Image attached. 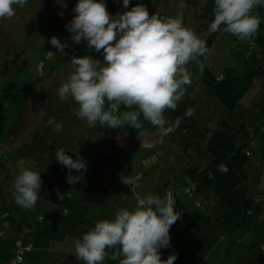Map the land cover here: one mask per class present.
<instances>
[{
	"label": "rangeland",
	"instance_id": "obj_1",
	"mask_svg": "<svg viewBox=\"0 0 264 264\" xmlns=\"http://www.w3.org/2000/svg\"><path fill=\"white\" fill-rule=\"evenodd\" d=\"M77 3L78 0L53 1L50 3L27 0L23 7L13 5L15 15L12 18L0 20V61L15 57L18 64L25 67L31 74L43 76L45 79L32 92L27 105L20 110L19 125L14 138L10 137L0 142V177L3 180L0 187L7 188L9 191V193H2L0 201L3 199L6 203L5 198H13L11 188L14 178L19 174L21 167L31 166L33 161L35 165L32 166V170L40 173L42 181L37 202L46 205L53 198L61 197L63 194L66 196L67 193H63L64 171L70 178V169L56 160L58 149H64L66 154L71 156L73 160L79 157L86 163V170L77 171L72 169V171L75 170L77 175L81 173L86 179L90 178V174L95 177L91 171H86L91 168V165L97 166L101 163V158L96 152H102L105 147L108 148L109 153L113 150L112 146L124 151L147 149V167H143L140 172V168L136 170V165H132L131 161L127 164L128 168L125 171L138 173L140 188L137 191L145 196L146 193L141 189L142 185L147 184V195H158L160 197L163 195L158 186L161 180L169 179L171 185L174 186V207L177 213L180 214V219L169 230V247L159 249L161 259H167L169 255L175 254L177 259L174 264H182L186 261L194 263L199 256L198 252L193 255L194 250L199 248L204 250L206 247L202 244L200 247L193 246V244L198 245L199 243L200 236L198 233H202L201 235L205 238L215 234L216 229L218 231L219 227L216 223L217 216L224 207L223 204L218 202L215 195L209 198L198 194H195L194 197L186 195L183 191L186 183L178 180L177 174L185 164L187 166L189 163L197 161V159L203 166L205 165L206 160L202 159L201 152L204 131L206 128L212 127L214 122L221 118L220 114L223 115L224 113L226 115L227 112L222 106L218 108V104L212 99L205 98L206 93L203 87L191 73L189 67L186 66L190 73L191 84L185 86V95L177 103L176 109L174 111L169 109L164 113L166 119H172L176 116L180 118L179 126H187L182 132L180 130L183 128L178 126L173 132L163 135L141 116L140 120L143 126L135 139L130 142L128 132L132 128L128 125H124L122 128L109 129L101 127L99 124L91 127L81 119L73 123L68 119H65V122L58 121L60 119L55 118V112L73 116L74 111L78 110V108L72 109V106L69 105L72 101L71 98L68 100L60 99L58 88L73 70L72 59L86 55L85 53L71 51L69 45L63 53H60L51 45L50 39L55 36L62 43L65 42L61 40L62 38L50 27L47 21L50 19L49 15L55 12L58 15V24L66 27L76 15L74 7ZM104 3L113 17L118 13L130 10L131 7L137 4H142L148 9L150 15L155 14L160 18L182 16L184 26L195 33L197 32L196 35L204 33L208 28L207 23L197 17V11L187 6L182 0H130L128 9L123 7V0H104ZM253 12L259 17L261 21L259 30L264 34V6L255 8ZM202 35L204 37V34ZM199 38L202 39V36L199 35ZM247 45V40L236 39L221 30L218 32V38L214 45L206 53L205 62L214 74H218L223 67L235 66L238 63L252 66L254 57L252 55L246 56L248 52ZM47 52L53 54L46 56ZM201 98L205 99L201 102L204 104L203 109H201L204 116L198 111V105L193 102L194 100H201ZM188 109H192L194 113L190 117L185 115ZM120 110L127 109L121 106ZM229 117L232 122H239L243 129L253 126L252 128H254L257 135L260 134L257 141H254L250 151L254 160L252 162L253 171L260 170L264 162V78L254 81L252 88L240 100L238 106L230 112ZM52 118L57 123L63 124L61 131H55L54 126L48 123ZM171 122L174 121L171 120ZM111 139L112 146L109 144ZM188 144L190 146L185 147ZM185 150L187 151L185 152ZM121 155H124V153H121ZM256 161H259V163L257 164ZM139 174L143 175L141 179ZM5 183L7 186H4ZM123 187L121 196L127 201L128 208L132 210L136 205L135 198L132 194L127 193L128 190H131L129 186L127 188L126 186ZM66 192H69L68 195L73 198V189ZM209 194L212 193L209 192ZM254 195L257 204L262 207L259 219L264 220V195L258 191H254ZM195 201L202 206L196 207ZM11 214H8L9 216L3 220L7 223V227L0 236V264L9 263L13 255V242L17 238L13 230L15 220ZM22 222L26 223L25 221ZM21 231L27 234L24 238L31 242L34 237H38L31 234L28 226L21 228ZM258 231L261 235L264 234V228ZM46 233H41V236ZM56 238L59 237L56 235L54 241L39 239L41 241L38 242V240L36 246L42 251L44 249L63 248L65 246L63 239L58 241ZM189 240L193 241L187 243ZM225 246L226 244H223L217 248L224 249ZM112 251L114 250H109V257ZM42 260V253L34 250L24 255L22 264H41ZM112 264H118V260H112Z\"/></svg>",
	"mask_w": 264,
	"mask_h": 264
},
{
	"label": "trees",
	"instance_id": "obj_2",
	"mask_svg": "<svg viewBox=\"0 0 264 264\" xmlns=\"http://www.w3.org/2000/svg\"><path fill=\"white\" fill-rule=\"evenodd\" d=\"M39 1L50 3L68 0ZM182 2L194 8L197 11V17L207 23L208 28L204 33H198L197 36H202L208 52L218 38V32L209 31V26L214 20V0H182ZM49 16L50 19L47 23L62 38L63 42L68 43L71 51L85 53L86 56L103 61L102 52L88 49L84 41L79 44L71 41L72 34L66 27L58 24V15L55 12ZM221 27L223 28V26ZM234 38L239 39L237 36ZM247 41L246 56L254 57L252 66L238 63L235 66L223 67L218 74H214L205 62L207 52L198 57L203 65L202 71L198 68L196 61L187 65L203 87L206 93L205 98L212 99L218 104V108L222 106L227 114H220L221 118L204 131L201 152L202 159L206 160L205 165L203 166L197 159L187 166L185 164L177 174L178 180L186 183L183 188L186 195L194 197L195 194H198L204 195L205 198L215 195L218 202L224 207L217 216L218 231L216 229L215 234L210 235L209 238L198 233L199 243L198 245L193 244V246L200 247L202 244L206 247L204 250L201 248L194 250L193 255L196 252L199 254L196 258L197 261L194 263L186 261L182 264H263L264 262V234L261 235L258 231L264 228V220L259 219L262 207L257 204L254 195V191L264 195L261 188L264 180V162L260 170L253 171L252 162L254 160L250 152L254 141H257L260 134L257 135L253 126L243 129L239 122H232L229 117L230 112L238 106L240 100L252 88L254 81L264 78V34L258 30L255 36ZM50 55L52 54L46 53V56ZM44 80L43 76H34L25 67L19 65L15 57L0 61V142L10 137L14 138L19 125L20 110L27 105L32 92ZM202 101L205 99L193 101L195 105H198L200 112L204 107ZM69 105L72 106V109L78 108L73 100ZM65 115L66 113L55 112V118H59L60 122H65V119L71 123L79 120L75 115ZM174 118L168 120L175 123L176 119ZM198 118L200 119V116ZM178 119L180 121V118ZM179 127L183 128L180 130L182 132L187 126ZM139 131L140 128H132L128 132L130 142L135 139ZM109 144L112 146V139ZM189 146L190 144L185 147ZM112 147L113 150L112 152L109 150L110 153L107 147L102 152H96L101 158V163L97 166L91 165V168L86 171H91L97 178L90 174V178L86 179L81 173L77 175L72 169L69 171L70 178H68L69 175L64 171L63 193H67L66 196L63 194L61 197L53 198L46 205L36 202L35 207L30 210H25L17 205L14 198H5L6 203L3 199L0 201V236L7 227V223L3 220L9 216L8 214L12 213L15 220L13 230L17 238L13 242V255L8 264H22L24 255L34 250L42 253L41 264H84V261L77 259L74 255V241L81 239L83 234L92 229L96 222L114 219L117 209H129L127 201L121 196L123 186H125L121 182V177H138V173L134 171H125L128 168L127 164L131 161L132 165H136V170L140 168V172L143 167H147V149L124 151ZM103 155L104 157H102ZM256 163L258 164L259 161ZM130 169L132 170V168ZM139 175L141 179L143 175ZM67 178L68 180L65 181ZM2 181V177H0V186ZM4 186L7 184L5 183ZM158 186L159 191L162 190L163 193L161 198L170 196L175 200L174 186L171 185L169 179L161 180ZM71 189L74 191L73 198L68 195L69 192H66ZM141 189L147 195V184L142 185ZM4 192L9 193L7 188L0 187V196ZM127 193L134 196L131 190H128ZM195 206L201 207L202 205L195 201ZM27 226L32 235L38 236L34 237L32 242L24 238L27 234L21 231V228ZM45 232L48 234L41 236V233ZM56 235L59 237L56 238L58 241L63 239V243H65L63 248L42 251L36 246L39 239L54 241ZM191 241L193 240H189L187 243H191ZM223 244H226L224 249L217 248ZM164 259L162 258V260ZM103 264H112V259L107 257Z\"/></svg>",
	"mask_w": 264,
	"mask_h": 264
},
{
	"label": "clouds",
	"instance_id": "obj_3",
	"mask_svg": "<svg viewBox=\"0 0 264 264\" xmlns=\"http://www.w3.org/2000/svg\"><path fill=\"white\" fill-rule=\"evenodd\" d=\"M27 0H0V20L15 15L13 5L23 7ZM130 0H123L128 9ZM264 0H214V20L210 32L229 33L241 40L255 36L260 26L255 8ZM76 15L66 25L71 41H84L90 50L102 52L103 61L92 56L74 57L73 70L58 88L61 100L71 98L78 110L74 115L91 127L99 124L109 129L128 125L139 129L140 117L167 135L179 126L166 119V110H175L177 103L191 84L187 65L207 52L206 43L185 27L182 16L160 18L137 4L113 17L104 0H78ZM223 26V28L221 27ZM50 43L60 53L67 47L53 36ZM53 54L52 52H49ZM123 106L124 111L120 110ZM188 109L186 116H192ZM59 132L62 123L48 121ZM167 125V126H166ZM56 160L68 169L86 170L79 157L73 160L64 149H58ZM31 166L21 167L14 178L11 194L17 205L25 210L35 207L41 189L40 173ZM139 177L122 176L121 182L131 188L136 200L134 209L119 208L114 219H104L74 241V255L84 264H103L106 257L118 264H174L175 254L161 259L160 248L170 244L169 230L180 219L170 196L142 195Z\"/></svg>",
	"mask_w": 264,
	"mask_h": 264
},
{
	"label": "built area",
	"instance_id": "obj_4",
	"mask_svg": "<svg viewBox=\"0 0 264 264\" xmlns=\"http://www.w3.org/2000/svg\"><path fill=\"white\" fill-rule=\"evenodd\" d=\"M261 188H262L263 191H264V180H263V184H261Z\"/></svg>",
	"mask_w": 264,
	"mask_h": 264
}]
</instances>
